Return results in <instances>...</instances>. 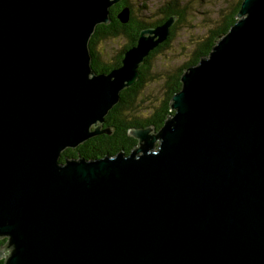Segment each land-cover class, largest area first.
I'll list each match as a JSON object with an SVG mask.
<instances>
[{
    "label": "water",
    "instance_id": "obj_1",
    "mask_svg": "<svg viewBox=\"0 0 264 264\" xmlns=\"http://www.w3.org/2000/svg\"><path fill=\"white\" fill-rule=\"evenodd\" d=\"M120 2L0 0V261L264 264V0L184 70L162 128H130L129 154L61 162L113 135L106 117L178 20L98 73L90 41Z\"/></svg>",
    "mask_w": 264,
    "mask_h": 264
},
{
    "label": "trees",
    "instance_id": "obj_2",
    "mask_svg": "<svg viewBox=\"0 0 264 264\" xmlns=\"http://www.w3.org/2000/svg\"><path fill=\"white\" fill-rule=\"evenodd\" d=\"M243 0L231 9V12L222 15L221 20L217 23L215 28L209 32V35L203 39L197 47H195L191 59L174 75L168 77L165 80L166 94L161 101L154 105L153 109L147 115H134L132 111L138 106L139 95L144 90L147 80L152 79L150 73L152 69V59L166 47H168L175 38L176 28L185 20V12L177 5L176 1L167 3L164 11V17L157 22H144L139 18H136L134 10L129 3V0H122V2L114 5L110 9L111 23L108 25H99L96 32L93 34L90 41L91 54L93 56L92 66L98 73H108L112 69L121 65L123 53L136 45V41L140 32L147 27H154L162 24L171 15L178 16V20L172 29V34L168 41L159 46L153 51L146 59V62L140 68V78L131 88L125 89L121 94V101L116 105L113 110L106 117L105 127L114 128L112 136L100 135L97 138L85 142L76 149H68L65 153V157L72 158H85V159H98L102 158L105 154H115L117 152L124 151L129 154L135 147L137 141L129 136L128 131L132 127H145L154 125L158 130L163 127L167 120H169L174 112L171 110V101L175 93L179 92L182 88L181 76L184 70L188 67L197 65L199 61L207 57L220 36L229 32L232 25L236 22V14L241 8ZM130 7L131 19L128 24H122L117 18V14L125 7ZM125 37L128 40V44L117 56L115 62L109 63L102 59L98 46L100 43L108 38ZM64 160V159H63ZM3 240H0V244ZM0 264H3L0 261Z\"/></svg>",
    "mask_w": 264,
    "mask_h": 264
},
{
    "label": "rangeland",
    "instance_id": "obj_3",
    "mask_svg": "<svg viewBox=\"0 0 264 264\" xmlns=\"http://www.w3.org/2000/svg\"><path fill=\"white\" fill-rule=\"evenodd\" d=\"M176 1L185 12V20L178 25L172 43L151 61L152 79L147 80L139 95L134 115H147L166 94L165 80L188 63L195 47L205 39L240 0H129L136 18L144 22H157L164 17L167 3ZM128 44L125 37L108 38L98 46L102 59L113 63Z\"/></svg>",
    "mask_w": 264,
    "mask_h": 264
},
{
    "label": "flooded vegetation",
    "instance_id": "obj_4",
    "mask_svg": "<svg viewBox=\"0 0 264 264\" xmlns=\"http://www.w3.org/2000/svg\"><path fill=\"white\" fill-rule=\"evenodd\" d=\"M104 126H106V124H104ZM102 136H103V135H102ZM97 137H98V136H97ZM97 137H94V138H97ZM90 140H92V139H90ZM90 140H88V141H90ZM135 146H136V144H135ZM67 150H68V149H67ZM67 150H66V151H67ZM66 151H65V152H66ZM65 152H64V153H65ZM64 153L62 154V157H61V159H60L61 162H64V160H63V159H65Z\"/></svg>",
    "mask_w": 264,
    "mask_h": 264
},
{
    "label": "bare ground",
    "instance_id": "obj_5",
    "mask_svg": "<svg viewBox=\"0 0 264 264\" xmlns=\"http://www.w3.org/2000/svg\"><path fill=\"white\" fill-rule=\"evenodd\" d=\"M176 94V93H175Z\"/></svg>",
    "mask_w": 264,
    "mask_h": 264
}]
</instances>
